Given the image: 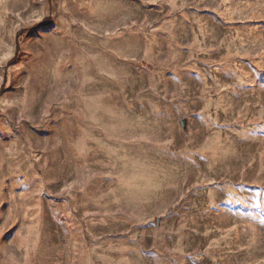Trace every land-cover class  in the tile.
Masks as SVG:
<instances>
[{
    "label": "rangeland",
    "instance_id": "1",
    "mask_svg": "<svg viewBox=\"0 0 264 264\" xmlns=\"http://www.w3.org/2000/svg\"><path fill=\"white\" fill-rule=\"evenodd\" d=\"M0 264H264V0H0Z\"/></svg>",
    "mask_w": 264,
    "mask_h": 264
},
{
    "label": "water",
    "instance_id": "2",
    "mask_svg": "<svg viewBox=\"0 0 264 264\" xmlns=\"http://www.w3.org/2000/svg\"><path fill=\"white\" fill-rule=\"evenodd\" d=\"M180 126L182 127L183 130H185L186 129V121L185 120L181 121Z\"/></svg>",
    "mask_w": 264,
    "mask_h": 264
}]
</instances>
